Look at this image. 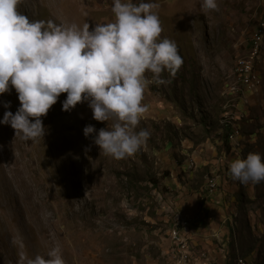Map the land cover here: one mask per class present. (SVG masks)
Masks as SVG:
<instances>
[{
	"label": "rangeland",
	"instance_id": "374dc122",
	"mask_svg": "<svg viewBox=\"0 0 264 264\" xmlns=\"http://www.w3.org/2000/svg\"><path fill=\"white\" fill-rule=\"evenodd\" d=\"M151 2L157 5L161 36L175 41L183 62L175 76L162 73L166 83L146 85V111L136 130L147 129L150 135L137 151L122 159L100 151L93 142L96 133L85 137L83 129L91 124L99 130L107 122L93 119L87 102L62 110L66 93L42 117L45 135L35 142L15 137L9 124H0V264H16L13 237L23 240L29 256L58 245L65 264H176L179 249L171 225L181 213L173 215V200H200L209 175L217 182L218 172L199 167L194 154L221 148L215 141L219 127L226 133L220 123L224 107L239 100L237 110L251 118L244 133H253V141L258 139L253 152L264 156V0H217L218 10L208 11L201 0ZM112 7L113 0H19L17 6L31 20L87 22L90 28L112 22ZM259 27L254 44L262 42L256 58L261 86L231 92L239 79L236 65L249 54ZM4 101L11 102L9 109ZM19 104L14 89L0 94V119L6 110L15 113ZM233 199L241 201L240 213L253 216L248 224L241 215L246 235L238 243L245 251L237 264H264V181ZM183 234L188 242L189 234ZM188 250L195 264L190 245ZM251 253L249 261L243 259Z\"/></svg>",
	"mask_w": 264,
	"mask_h": 264
},
{
	"label": "clouds",
	"instance_id": "9594fccd",
	"mask_svg": "<svg viewBox=\"0 0 264 264\" xmlns=\"http://www.w3.org/2000/svg\"><path fill=\"white\" fill-rule=\"evenodd\" d=\"M18 4L19 0H0V94L14 89L20 102L15 113L4 112L0 124H9L15 137L35 142L45 135L42 117L66 93L62 110L87 102L93 119L107 122L99 130L91 124L83 129L85 137L96 133L93 142L100 151L114 159L137 151L150 135L147 129L136 130L146 111V85L166 83L162 73L175 76L183 62L175 41L161 36L157 5L151 0H113L114 20L90 28L87 22L31 20L18 11ZM200 6L218 10L217 0H201ZM10 103L4 101V108ZM246 114L242 125L239 121L238 137L251 119ZM224 127L231 146L239 148L238 137V146L229 139L232 128ZM228 171L241 184L260 183L264 156L237 155L228 162ZM12 244L17 248L16 264H65L58 245L46 254L29 256L22 239L13 237Z\"/></svg>",
	"mask_w": 264,
	"mask_h": 264
},
{
	"label": "crops",
	"instance_id": "0c3cea01",
	"mask_svg": "<svg viewBox=\"0 0 264 264\" xmlns=\"http://www.w3.org/2000/svg\"><path fill=\"white\" fill-rule=\"evenodd\" d=\"M247 108H245L246 110ZM241 121V120H240ZM237 125L236 123L233 126H228L232 128V131L229 135V139L231 141H235L238 137L237 133ZM246 122L244 124V127ZM250 128V127H249ZM224 130V129H222ZM227 132V131H226ZM215 133V132H214ZM257 133V132H256ZM253 134V133H252ZM246 136L243 133L238 137L239 141H241V146L239 148L232 147L229 140L226 138V133L222 134L220 131V127L218 129L217 140L215 143L217 146L221 148H213L209 152L202 154L195 151L194 156H196L195 161L196 164L199 163V167L204 166L206 169L210 168V172H218L217 176V188L214 191L209 190V180L204 186L201 199H194L192 196L187 198H178L173 200V205L175 208L172 211L173 214L181 213L184 216L191 217L193 219L200 217L202 214L199 212L202 211L206 213L204 220L201 223L191 224L190 226L193 228L185 229L187 232H183L186 234H190V238L188 239L189 245L191 246L192 252H194L195 264H237V258L241 257L244 254L243 246H239L238 237L246 235L245 223L241 219L242 213H244L245 219H247V223L250 224V217L252 214H248L245 212L240 213L239 206L241 205V201L235 200L238 202V207L236 202L233 199L235 194L242 193L243 195H249L254 186L259 185L258 183L249 182L248 184H244V186L239 187L240 189L243 187H248L245 192L242 190H237L234 188L238 185L237 180H234L229 171H228V163L225 165V162H229L231 159L235 158L237 155L244 157L246 151L253 152L255 148H257V142L253 141V135ZM223 136V139L221 138ZM215 135L212 137L215 138ZM249 137V138H248ZM238 142V141H237ZM257 145V146H254ZM191 147V144H190ZM254 147V148H252ZM219 151V152H218ZM197 154V155H196ZM233 154V155H232ZM219 155H221L219 157ZM209 156V157H208ZM208 157V158H207ZM199 158V162H198ZM194 160V159H192ZM222 170V175L219 174V171ZM210 174V173H209ZM214 174V173H213ZM212 178V175H209ZM234 181V183H233ZM178 182V179L175 180ZM251 187V188H250ZM250 190V193H249ZM248 191V193H246ZM201 202V203H200ZM235 202V206L233 207V203ZM234 208V210H233ZM234 216V217H233ZM173 218V217H172ZM242 224V228H238L237 220ZM237 225V226H235ZM202 226V227H199ZM189 236V235H188ZM188 238V237H187ZM241 240V239H239ZM248 249V248H246ZM203 251L208 252L207 257H203L201 253ZM247 261L251 259L250 256H254L255 253L247 254ZM264 260V257H263Z\"/></svg>",
	"mask_w": 264,
	"mask_h": 264
},
{
	"label": "bare ground",
	"instance_id": "6f19581e",
	"mask_svg": "<svg viewBox=\"0 0 264 264\" xmlns=\"http://www.w3.org/2000/svg\"><path fill=\"white\" fill-rule=\"evenodd\" d=\"M261 46H262L261 41H260V43L254 44V42H253L252 45L250 44V51L252 49H254V56L250 60L247 57L249 55L248 54L244 60H241V64L236 65L235 71L244 69L245 71H248V72L236 71V73L239 75V79H238L236 87L232 88L231 92H233V90L236 91V90H240L242 88H245V90H250L251 92L259 90V87L261 86V77L262 76L260 77L257 74L256 58H257V56L260 55ZM260 75H261V73H260ZM243 76H245V78H242ZM243 90H242V93H243ZM240 94H241V92H240ZM238 102H239V100H236L235 103L230 102L232 109H231V107L230 108L224 107L225 113L223 115L224 119L221 121L222 125L227 127L229 125L236 124L237 121L243 120L245 118V112L241 111L240 109L237 110L238 106L236 107V103H238ZM238 145H239V143L236 144V146H238ZM216 183L217 182H215L214 178L209 179V185L211 188H215L216 186L214 184H216ZM179 215H181V214H179ZM179 215H177L178 217L175 218L176 221L173 222L171 225V237L173 239V242L175 244H177L178 249H179V252H177L179 254L176 256V264H193V259L190 258L191 255L187 253L189 251L188 250V245H189L188 243L189 242H187V239H186L187 237L184 236L182 230H183V228H186V227L189 228L190 225L193 224V222L195 223L197 221V219H192L191 217H186L183 215L179 216ZM185 251H186V253H184ZM202 256H205V255L202 254Z\"/></svg>",
	"mask_w": 264,
	"mask_h": 264
},
{
	"label": "built area",
	"instance_id": "2783aa9c",
	"mask_svg": "<svg viewBox=\"0 0 264 264\" xmlns=\"http://www.w3.org/2000/svg\"><path fill=\"white\" fill-rule=\"evenodd\" d=\"M261 25V23H260ZM259 32H260V27H259V30L257 31V37L256 38H253V42H258L259 40ZM254 56V49H252L250 52H249V56H248V59H252V57ZM236 71H242V72H248V71H245L244 69L243 70H236ZM216 185V184H214ZM199 217L195 218V219H198ZM193 219V218H192ZM183 232H187V230H183ZM189 234V233H188ZM189 238H190V234H189ZM180 241V240H179Z\"/></svg>",
	"mask_w": 264,
	"mask_h": 264
},
{
	"label": "trees",
	"instance_id": "16d2710c",
	"mask_svg": "<svg viewBox=\"0 0 264 264\" xmlns=\"http://www.w3.org/2000/svg\"><path fill=\"white\" fill-rule=\"evenodd\" d=\"M260 72V71H259ZM201 203V202H200ZM200 214H202L201 216H200V218H198L197 219V221L194 223L193 222V224L195 225L196 223H201L203 220H204V218H205V215H206V213H203L202 211L201 212H199Z\"/></svg>",
	"mask_w": 264,
	"mask_h": 264
}]
</instances>
